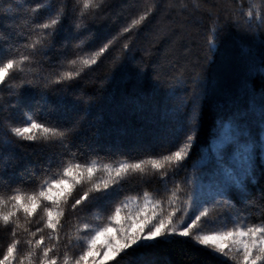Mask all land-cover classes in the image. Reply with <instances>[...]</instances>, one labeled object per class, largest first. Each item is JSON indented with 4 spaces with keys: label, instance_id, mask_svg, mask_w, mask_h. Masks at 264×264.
Segmentation results:
<instances>
[{
    "label": "trees",
    "instance_id": "trees-1",
    "mask_svg": "<svg viewBox=\"0 0 264 264\" xmlns=\"http://www.w3.org/2000/svg\"><path fill=\"white\" fill-rule=\"evenodd\" d=\"M256 2L264 7V0ZM36 3L55 5L58 0H0V14L7 17L0 31V41L14 46L13 54L19 64L12 70L18 78L10 79L8 86H0V104L16 99L9 94L12 85L38 81L42 89L46 80L59 79L65 72L71 73L73 78L58 85L51 84L50 88H59L60 91L49 90L47 104L39 103V91L29 88L27 90L33 95L26 94L28 102L23 108L9 107L0 114V118L6 117L10 122L0 124V145L6 142L22 145L4 153L5 156L13 155L15 159L12 161L14 167L7 170L11 189L0 188V199L7 200L12 194L22 197L33 195L45 181L50 183L59 179L64 167L75 164L82 168L94 167V179L99 182L107 177L106 165L118 167L121 163L154 157L172 147L169 137L156 139L153 132H166L171 128L174 123L172 106L185 95V89L191 94L195 77H199L208 102L193 162L220 133L221 116L228 115L229 119L223 123H229L232 111L252 105L256 116H259L261 97L264 96V75L259 74L264 68V29L244 34L242 28L233 27L234 19L231 18L241 3L247 9L248 0H103L102 3L93 0V6L87 11L99 13L102 9L103 14L98 15L94 23H89L90 31L81 29L85 32L81 38L83 43L80 40L69 42L75 32V26L69 19L64 22V31L57 37L56 46L43 56H34L33 49L25 46L39 37L32 35L26 40L23 35L30 31L28 25L32 13L29 5ZM67 4L69 12L73 5L83 9V0H67ZM96 4L100 5L99 8L95 7ZM149 10L151 14L145 21L132 26L134 19H139ZM48 11L45 7L38 15L46 18ZM76 15L79 16V12ZM124 27L131 30L122 33ZM220 29L223 31L217 38L216 32ZM17 33L22 34L18 36ZM209 38L215 40L211 51L207 43ZM104 44H109L108 49L96 55ZM125 44L130 51H125ZM93 55H96L95 64H82L83 59H91ZM73 60L76 63L73 64ZM249 71L254 75L253 82L248 85L249 88L255 87L254 98L247 96L243 87L244 76ZM173 92L176 96H172ZM32 120L57 131H63L79 120V129L68 138L71 151L63 147V138L50 134L45 136L37 132L32 141L12 136L11 127L24 126L25 122ZM251 124L255 126L256 120ZM141 139L144 146H138ZM151 174L152 169L148 166L144 182L140 180V173L130 175L122 181L123 190L112 200L80 214L61 202L60 210L64 215L60 218L58 233L45 227L44 207H53L50 202L42 201L31 217L19 212L8 226V229H15V239L19 241L15 264H19V259L31 251L39 253L29 241L40 237H44L45 246L58 243V264H64L65 254L69 257L68 264H74L73 255L80 251L78 245L84 243L91 230L108 223L107 217L115 207H121L128 199H141L145 192L165 201L171 196L172 185H168L165 194L158 182L150 180ZM255 176L258 183L252 186L253 200L259 201L262 207L264 166L259 160ZM91 187L85 174L72 191L77 194ZM157 189L158 194L154 191ZM175 203L178 206L183 203L182 192H177ZM255 205L238 204L239 219L234 220L229 215L224 222H211L216 214L211 209L209 222L200 228L205 225L206 231H218L233 228L237 223L240 226L259 224L264 220V212L255 214ZM0 210L7 211L8 206L4 205ZM8 229L0 224V258L13 239ZM33 232L36 236L32 235ZM49 235L53 239L49 240ZM69 240L73 246L66 248ZM220 259L194 241L176 238L174 243L140 249L126 256L120 264H219ZM24 264H29V261L25 260ZM33 264H36L35 258Z\"/></svg>",
    "mask_w": 264,
    "mask_h": 264
},
{
    "label": "snow or ice",
    "instance_id": "snow-or-ice-1",
    "mask_svg": "<svg viewBox=\"0 0 264 264\" xmlns=\"http://www.w3.org/2000/svg\"><path fill=\"white\" fill-rule=\"evenodd\" d=\"M78 2V0H77ZM102 3L103 0H100ZM248 7L245 10L243 4L239 9L232 13L234 19L233 27L243 30L244 34L256 32L264 29V7H261L256 0H248ZM93 6V0H83V9H78L73 5L69 12L67 0H58V3L47 5L36 3L29 5L32 19L28 28L29 32L23 33L27 39L36 35L39 39L25 44L32 48L34 56H43L48 49L56 46V39L64 31L63 25L66 20L71 19L75 26V32L69 38L80 40L85 35L81 29H88L89 23H94L98 15L103 14L88 12ZM99 4L95 7L99 8ZM47 7V17L43 18L38 14ZM79 12V16L76 13ZM151 14V10L144 12L139 19L132 21V26L139 25ZM7 17L0 14V31ZM90 31V29H88ZM130 27H124L122 33H127ZM220 29L216 32L219 37ZM22 33H17L21 35ZM111 43V42H109ZM209 50L215 45V40L209 38L207 41ZM13 45H5L0 41V86H8L9 80L18 77L13 73V69L19 64L13 54ZM67 47V43L65 44ZM79 49V45H76ZM109 47L104 44L96 55L103 54ZM125 51L131 49L127 44ZM83 51V49H79ZM79 55V52H77ZM96 55L91 59H83L82 64L88 66L97 62ZM27 59V57H25ZM39 62H37L38 64ZM72 63H76L75 60ZM260 75H264V68L260 70ZM78 75V74H77ZM71 73H63L59 79L45 81L41 89L38 81H24L20 85H12L10 95L16 99L0 104V114L7 111L9 107L15 109L23 108L28 102L26 94L33 93L28 91L34 88L39 91V103L47 104L48 91L59 92V88H50L51 84H61L63 81L71 80ZM254 80V75L249 71L245 74L243 87L245 94L254 98L256 95L255 87L249 88L248 85ZM195 85L191 94L187 93L180 97L172 106L171 115L174 123L166 132L156 130L153 136L156 139L169 137L172 147L154 157L141 159L136 162L121 163L118 167L110 168L105 166L104 171L107 177L99 182L94 179L95 168L89 166L82 168L80 164L71 167H64L63 175L59 179H53L50 183L45 181L40 185V190L33 195L22 197L19 194L8 196L7 200L0 199V209L4 205L8 206L7 211L0 210V224L5 229L12 223V218L19 212L31 217L41 206L42 201L50 202L53 207H44L47 217L45 227L52 232L58 233L60 218L64 211L60 210L63 202L71 211L80 214L88 211L92 207H98L105 202L112 200L117 193L123 190V183L126 178L134 173H140V180L144 182L147 175L148 166L152 169L151 181L158 182L168 191V185H172V194L164 199H156L155 196L149 197L145 192L143 203L139 204L135 211H129L122 215L123 209L115 207L114 211L108 215V223L91 230L86 235L83 244L78 245L79 254L73 255L74 264H120L126 256L134 254L140 249L157 248L161 244L176 242V238L194 241L202 248L208 249L220 257L219 264H264V220L259 224L237 223L233 228L227 230L211 231L204 234H197L199 226L209 222L210 210H215V217L211 222H224L231 215L232 219H239L238 204L259 203L253 200L252 186L258 183L255 176L256 157L264 160V96L261 97V109L259 116H256L255 106L241 110L236 108L230 113L231 119L227 125L224 120L229 119L228 115L220 117V127L228 128L229 139L224 138V131L219 133L210 144L208 151L199 155L193 162V157L197 155L195 151L202 136V117L207 115L208 97L203 90V85L199 83V77L192 80ZM197 89H200L199 91ZM172 96H176L173 92ZM63 103V102H62ZM256 120V125L252 126L251 121ZM7 121V118H0V124ZM10 123V122H9ZM247 125V126H246ZM80 126V121H74L71 126L63 131L45 127L42 123L32 120L25 122L24 126L11 127L12 136L19 140L32 141L39 132L45 136L49 134L54 137H61L65 141L63 147L71 151L68 138L73 135ZM144 141H138V146H144ZM215 143V146H214ZM17 142H6L0 145V188L11 189V182L7 179V170L14 167L12 161L15 157L10 153L14 147H21ZM47 171V170H45ZM92 184L87 191L74 194L72 188L81 183L85 178ZM158 194L159 189L154 190ZM177 192L183 193V203L179 206L175 203ZM71 197V199H70ZM261 199H264V189L261 191ZM23 201V203L21 202ZM167 205V207L165 206ZM127 208V205H124ZM264 212V206L261 207ZM176 220H181L180 224ZM88 225L85 224V228ZM13 236L12 241L7 245L6 250L0 258V264H15L19 254V241L15 239V229H8ZM38 231H43L38 229ZM36 236V233H32ZM53 239L51 235L47 237ZM33 249L39 250L29 252L26 256L19 259V264H24L25 260L33 264H58L57 248L58 243L51 246L44 245V237L29 241ZM73 245H65L70 248ZM68 255H64V264H68Z\"/></svg>",
    "mask_w": 264,
    "mask_h": 264
},
{
    "label": "rangeland",
    "instance_id": "rangeland-1",
    "mask_svg": "<svg viewBox=\"0 0 264 264\" xmlns=\"http://www.w3.org/2000/svg\"><path fill=\"white\" fill-rule=\"evenodd\" d=\"M228 123H226L225 125H227ZM224 131V138L225 139H229L230 137L227 135L228 133V128H225V129H221L220 133ZM213 142V140L210 142V144ZM210 144L206 147V149L204 150V152H207L208 151V148L210 146ZM214 146H215V143H214ZM203 152V153H204ZM256 160L260 161V163L264 166V160H261L259 156L256 157ZM144 197V196H143ZM143 197L141 199H136V198H133V199H128L126 201L123 202V204L121 205V208L123 209V212H122V215L124 213H127L129 211H132L134 212L136 207L139 205V204H142L143 203ZM150 198H152L150 195H149ZM259 202V201H258ZM124 205H127V208H124ZM178 206V204H176ZM167 207V205H165ZM255 208V214H258V212H261V204L260 203H256V205L254 206ZM176 223L177 224H180L181 223V220H176ZM94 230V229H93ZM211 231H214L212 229L210 230H207L205 229V225L200 228H198L197 230V234H204V233H208V232H211Z\"/></svg>",
    "mask_w": 264,
    "mask_h": 264
}]
</instances>
